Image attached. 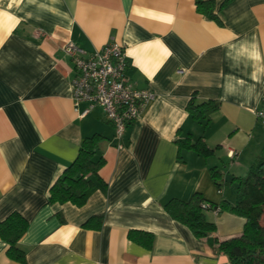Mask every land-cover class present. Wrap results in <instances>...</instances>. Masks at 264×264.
<instances>
[{
    "label": "crops",
    "instance_id": "crops-1",
    "mask_svg": "<svg viewBox=\"0 0 264 264\" xmlns=\"http://www.w3.org/2000/svg\"><path fill=\"white\" fill-rule=\"evenodd\" d=\"M215 1L218 10L224 0ZM219 16L222 24L206 18L196 0H0V221L14 211L28 219L19 242L25 264H231L165 209L196 192L234 203L232 178L246 176L264 148L255 115L264 92V0H232ZM68 41L87 53L122 44L128 80L155 92L122 140L101 107L76 112ZM193 94L221 102L208 125L187 110ZM96 133L104 136L101 181L83 206L51 202L52 185ZM190 134L211 154L180 148ZM95 215L102 226L85 227ZM207 216L213 238L243 232V217ZM131 230L153 233V247L130 239ZM7 248L0 238V264H22Z\"/></svg>",
    "mask_w": 264,
    "mask_h": 264
},
{
    "label": "trees",
    "instance_id": "trees-1",
    "mask_svg": "<svg viewBox=\"0 0 264 264\" xmlns=\"http://www.w3.org/2000/svg\"><path fill=\"white\" fill-rule=\"evenodd\" d=\"M232 0H224L216 10L215 0H196L198 12L206 18L222 24L219 14ZM221 102L217 100H198L193 94L187 104V110L198 122L205 121L208 125L214 113L218 112ZM104 138L99 133L83 139L75 160L64 170L50 189L51 202H71L77 206L86 203L88 192L95 187V178L101 181L100 169L106 160L96 155V149ZM180 148L195 150L206 156L212 150L208 148L203 137L193 140L191 134L184 141H179ZM212 177L222 187V175L215 167L211 168ZM231 183L237 184V197L234 203L223 200L220 204L212 203L199 192L189 201L173 198L165 205L166 211L176 220L184 223L198 238L211 239L220 251L225 253L231 264H264V148L255 160L247 175L233 177ZM220 208L243 217L245 221L243 232L224 240L213 238L217 231L214 222L208 219V212ZM62 217V216H61ZM103 215L91 217L85 227L100 228ZM62 221L63 217H62ZM29 227V221L20 212L10 213L0 221V238L8 244L7 256L19 263H26L25 250L19 242ZM129 238L138 241L147 248L154 244V234L146 231L131 230Z\"/></svg>",
    "mask_w": 264,
    "mask_h": 264
},
{
    "label": "built area",
    "instance_id": "built-area-1",
    "mask_svg": "<svg viewBox=\"0 0 264 264\" xmlns=\"http://www.w3.org/2000/svg\"><path fill=\"white\" fill-rule=\"evenodd\" d=\"M63 50L74 62L75 77L72 86L76 112L83 117L96 106L101 107L115 127L116 138L122 140L128 127L155 99V92L150 88H136L128 80L126 71L129 60L122 44L111 42L93 53H87L72 41H68ZM81 103L88 105L82 112L79 111ZM255 115L264 127V92ZM122 146L119 143V147ZM220 211L217 208L213 212Z\"/></svg>",
    "mask_w": 264,
    "mask_h": 264
},
{
    "label": "rangeland",
    "instance_id": "rangeland-1",
    "mask_svg": "<svg viewBox=\"0 0 264 264\" xmlns=\"http://www.w3.org/2000/svg\"><path fill=\"white\" fill-rule=\"evenodd\" d=\"M247 175V174H246Z\"/></svg>",
    "mask_w": 264,
    "mask_h": 264
}]
</instances>
